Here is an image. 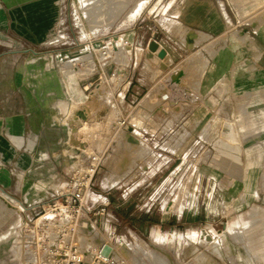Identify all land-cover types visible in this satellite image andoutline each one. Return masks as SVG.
Listing matches in <instances>:
<instances>
[{
  "label": "rangeland",
  "instance_id": "rangeland-1",
  "mask_svg": "<svg viewBox=\"0 0 264 264\" xmlns=\"http://www.w3.org/2000/svg\"><path fill=\"white\" fill-rule=\"evenodd\" d=\"M148 1L142 8L145 4L153 5V0L150 4ZM134 3L135 0H57L55 21L41 38L38 34L32 33V37H28L26 33L16 31L11 32L15 36H10V40L6 39V36L5 39L0 38V139L5 142V147H0L1 183L7 182L11 167L7 150L9 132L16 133L13 134L15 137H11V147H45L47 152L43 150V158L48 162L45 175H40L39 171L29 173L28 169L37 167L40 163V152L35 151L30 158L36 159L37 162L23 168L17 166L15 175H12V182L26 184L33 190L45 189L46 197L51 198L66 179L64 167L70 163L67 159L69 146L85 142L98 148L94 136L100 132L110 134L114 131L113 104L110 106V119L107 122L98 121L95 113H86V119L83 120L86 124L83 126L80 122L75 123L77 128L72 124L73 129L62 120V114L65 116L67 111L62 114L59 111L62 109L59 103L62 102L72 105L78 101V107L83 103L85 97L81 91V83L88 77L93 66L99 65L98 60L101 61L102 52L108 51L110 38L115 42L112 49L117 52L109 54L115 57L117 67L123 66V62L127 63L132 56L131 66L150 70L151 77L163 73L155 59L147 58L150 51L148 46L145 50L136 52L134 47L123 49L122 45L117 48L122 44L118 38H123V32L130 29L128 26L131 20L142 10L141 8L137 14L134 13ZM184 60L190 64L189 58H182L177 68L185 70ZM96 61L97 63L91 65ZM112 67L108 66L107 69ZM174 72L167 71L165 77L162 76L163 82L169 85ZM194 74L182 75L180 82L179 79L175 81L179 82L178 84L174 82L169 85L176 89L174 93L177 98L182 95L178 92V87L182 88L187 84L193 100L192 115L187 118L185 124L175 126L169 122L165 127H161L163 131H171V139L156 150L160 155L154 160L157 154H150L151 149L143 144L123 149L122 158L131 161V165L136 169L123 170L116 178H135L139 183L128 187L100 185V180L109 176L102 165L105 162L103 154L92 184L84 193L85 201L94 206L105 200L110 202L109 211L114 215L113 225L130 243L127 253L124 252L129 264H264V219L258 217V212L264 211V153L260 143L264 139L248 140L254 126L256 131H264V122L257 125L252 119L253 124L245 123L244 130H240L239 125L243 123L233 122L238 106L232 102V93L224 85L230 80H223V85L205 94L199 86L200 74ZM22 88L26 89L25 93L20 91ZM23 94L30 98L31 108L32 130L27 133L28 124L26 134H23L22 122L12 117V123H9V116L12 114L9 107H12L14 102L19 103V96L23 98ZM121 96L122 93L118 96V101L115 100L122 103ZM94 99L112 102L114 96L111 89L102 84ZM90 101H93V97ZM244 107L243 109H246ZM258 110L263 116L264 107ZM247 112L244 111V115ZM40 115L42 119L46 115L48 124L47 131L42 133V140L39 134L45 128L42 124L40 130ZM133 116L137 114L133 113ZM232 128L236 144L232 143L227 135L231 133ZM237 129L248 141L239 139L238 134L237 138L235 137ZM115 138L117 141L118 138ZM233 145L239 150L229 147ZM117 147L120 149V142ZM234 155L240 157V162L233 160L237 159ZM18 157L17 155L16 159ZM151 162L160 164L161 167L145 170ZM167 164H170V167H164ZM234 164H238L240 168L229 167ZM223 166L226 168L222 169ZM36 185L39 188L35 187ZM259 198L263 203L261 206L255 202ZM46 203L47 200L41 204ZM24 210L21 203L12 209L0 210L1 214L6 216L0 219V264H23L25 257L22 230L18 229V226L24 220ZM145 210L151 212L147 220L157 221L164 216L165 225L161 228V236L153 230L155 226H151L150 230V226L139 227L141 212ZM253 210L256 211L254 216L257 218H247L248 212ZM231 212H234L235 217L234 228L230 226L218 236L221 214ZM200 215H206L202 222L197 220ZM126 217L133 226L126 223ZM98 218L103 222L100 223ZM168 222L178 224L176 233L170 240ZM88 223L89 230L80 231L79 241L96 235L105 236L106 225L102 217H97L98 229L92 222ZM244 234L248 241L243 238Z\"/></svg>",
  "mask_w": 264,
  "mask_h": 264
},
{
  "label": "crops",
  "instance_id": "crops-1",
  "mask_svg": "<svg viewBox=\"0 0 264 264\" xmlns=\"http://www.w3.org/2000/svg\"><path fill=\"white\" fill-rule=\"evenodd\" d=\"M149 1L150 4L152 0ZM152 4L151 6L145 4L139 14L131 20V24L128 26L130 29L123 32V35L131 42L135 52L137 50H145V47L152 40L158 42L159 47L166 50V55L160 58L165 63V68L163 73L157 77H151L150 70L134 66L131 80L127 87L123 88V102L114 104V112L119 110L129 113L130 120L135 126L137 143L129 144L123 139L122 135L116 136L119 141H116L115 137L112 138L113 140L109 139L108 135L104 133L94 136L96 137V146L98 148H101V142L106 141L109 144L104 153L103 159L105 162L102 164L104 171H107L109 176L101 179L100 185L109 187L137 185L139 182H136L135 178H116L123 173V170L136 169L131 165V161L122 158L123 149L126 150L131 145L139 146L143 144L151 149L150 154H157L154 158L155 160L160 155L156 150L164 143L167 144V140L171 139L169 136L171 131H163L161 127H165L169 122L175 126L181 123L185 124L187 118L191 117L193 100L189 94L190 88L186 83L182 88L178 87V92L182 93V95H179L177 99L174 93L176 89L174 86L173 88L169 87L172 83L168 85L163 82V77H165L164 75L167 74V71H176L178 69L180 72L179 82L182 75L192 73L196 75L199 73V86L205 94L223 85V80H230L225 82L224 85L232 93V102L238 106L233 122L243 123L239 125L240 130H244L245 123L253 124L252 119L257 125L264 122V115L262 116L258 110L264 107V0H153ZM57 9V0H0V38L3 37L5 39L4 37L6 36V39L10 40V36H15L11 32L15 31L26 33L28 37H32V33L38 34L41 38L46 29L54 23ZM2 32L6 33V35L1 34ZM182 58H189L190 61V64H188L184 60L186 64H184L183 68L185 70L177 68ZM131 59L132 56H130L127 63L123 62V66H130L132 63ZM126 69L128 70L127 67ZM193 69L195 71L190 72ZM179 82H175V84ZM25 90V88L20 89L24 93ZM58 103L56 104L58 105ZM109 104L107 106L104 99L94 101V112L92 111V113L107 106L108 110L106 113L108 114L111 108V103ZM175 104L177 108H175ZM243 107L246 109H243ZM9 108H11L10 111L12 112L9 116V123H12V117L22 122L23 134H26V128L29 124L27 128V130L29 129L27 133H29L32 130L30 98L23 94V98L19 96V103L16 104L14 102L12 107ZM240 110L243 112L247 110L248 112L244 115ZM133 113H136L137 116H133ZM40 119V130L42 129V124L45 128L39 134L42 140V133L47 131L48 124L46 115L43 116V119L40 115ZM109 119L108 114L107 120ZM169 128L172 129L171 126ZM240 130L237 129L235 131V137L237 138L236 135L238 134L239 139H242V141L264 139V131H256L255 126L254 130L250 132L248 140H245ZM9 134L10 140L8 141L9 147L7 150L11 167L7 182H0V190L3 189L17 202L21 203L27 213H33L39 209L41 203L49 199L46 197L47 191L45 189L43 191L42 188L33 190L31 186L27 187L26 184H21L17 181L12 182V175H15L17 166L23 168V166L27 167L30 163L35 164L37 162L36 159L30 158V155L35 151L40 152V163L37 167L28 169V172L39 171L40 175H45L48 169V162L44 161L46 158H43V150L47 152V149L42 146L38 148L23 147L22 149L11 147V137L16 133L9 132ZM227 135L229 140L236 144L233 128L231 133ZM225 139L227 140L226 136ZM118 142H120V149L117 147ZM4 143L0 139V147L4 148ZM185 143L186 141L184 145ZM260 143L261 149H263L262 153H264V141H260ZM229 147L236 151L239 150L234 145ZM227 154L230 153L227 152ZM17 155L19 157L16 159ZM234 156H237V159L233 158V160L240 162V157L238 155ZM238 164L229 167L231 169H239ZM157 165L151 162L144 169L156 170L161 167L160 164ZM169 165L167 164L164 167L168 168L170 167ZM224 168L226 166L222 167V169ZM255 202H257L258 206L263 204L260 198L255 200ZM141 213V220L144 218L148 219L151 216L149 210ZM248 213L249 216L247 218H257L254 216L255 210ZM233 214L234 212L221 214V229L217 233L218 236L230 226H232L230 228H234L233 220L235 217ZM258 214V217L264 219V211L258 212ZM1 217L5 218L6 216L0 212V219ZM163 217L150 225H145L143 224L145 222H141L139 227L148 228L150 226V230L152 229L151 226H155L153 230L161 236V228L165 225ZM203 217H206V215L198 216L197 220L202 222ZM98 221L100 223L103 222L99 218ZM126 223L133 226L129 218H127ZM177 226L178 224L174 222H168L169 240L170 237L175 235ZM131 232L133 231L131 230ZM243 238L248 241L247 236ZM173 242V245H175V241Z\"/></svg>",
  "mask_w": 264,
  "mask_h": 264
},
{
  "label": "built area",
  "instance_id": "built-area-1",
  "mask_svg": "<svg viewBox=\"0 0 264 264\" xmlns=\"http://www.w3.org/2000/svg\"><path fill=\"white\" fill-rule=\"evenodd\" d=\"M118 39L122 44L117 48L122 45L123 49L133 47L124 35L123 38ZM109 41L108 51L102 52L103 63L100 64L101 61L98 60L99 65L93 66L88 77L81 83L85 100L79 104L80 107L76 112L92 114L94 103L90 100L96 96L102 84L107 85L114 96L112 102L105 99L107 106L110 105L109 103L113 106L120 103L117 102L120 93L123 99V88L129 84L134 67L131 65L117 67L115 57L109 54V52H117L112 49L114 40L110 38ZM95 63L97 61L91 65ZM108 66L113 67L107 70ZM107 106L95 110L98 121L104 123L108 121ZM113 125L114 131L106 134L109 139L113 140L115 136L122 135L126 142H134L135 126L130 120L129 113L115 110ZM101 134L102 132L97 136ZM108 145V142L104 141L100 143L101 148L90 146L85 142L69 146L67 159L70 163L66 168L64 167L66 179L63 185L56 189L55 194L46 204H40L39 210L33 213L25 212L24 220L18 226V229L22 230V248L25 257L23 264H129L124 252L127 253L130 243L113 225L114 215L109 211L110 202L105 200L94 206L85 201L84 193L91 186ZM97 217H102L104 220L105 236L96 235V237L84 238L83 242L79 241L78 235L80 231L88 229V222H92L98 229Z\"/></svg>",
  "mask_w": 264,
  "mask_h": 264
},
{
  "label": "bare ground",
  "instance_id": "bare-ground-1",
  "mask_svg": "<svg viewBox=\"0 0 264 264\" xmlns=\"http://www.w3.org/2000/svg\"><path fill=\"white\" fill-rule=\"evenodd\" d=\"M147 0H135V3H134V13H136L137 14V12H139L140 11V9L142 8V6H143V4L146 2ZM87 3V2H86ZM85 3V4H86ZM133 11H132V13H133ZM133 13V14H134ZM132 14V15H133ZM149 51V50H148ZM154 55V56H153ZM147 58H149V59H155L156 61H157V65H158V68L160 69V70H163L164 68H165V63L163 62V60L162 59H160V58H158L157 56H156V53L155 52H152V51H149L148 53H147ZM179 75H180V72L179 71H175L172 75H171V78H170V80H171V82L170 83H174V81H176V80H178V78H179ZM169 80V81H170ZM95 98V97H94ZM93 98V103H94V101H96V99H94ZM76 103H79L78 101H76L75 103H73L72 105H68L67 103H65V102H62V103H59V105H60V107L62 108L61 110H59V111H61L60 113L62 114V113H64L65 111H67V114L65 115V116H63V114H62V120L65 122L66 121V123H67V125L69 124L70 126L73 124V126L75 125V123L76 124H78L79 122H80V124L81 125H85L86 124V122H83V120H85L86 118V113H84L83 111H78V112H76V110H77V108H78V106L76 105ZM58 109H60V108H58ZM57 113H59V112H57ZM60 115V114H59ZM59 117V116H58ZM79 117V118H78ZM82 117V118H81ZM61 118V117H60ZM79 124V125H80ZM75 127H76V125H75ZM74 127H72L71 126V129H73ZM77 128V127H76ZM72 131V130H71ZM134 139V142H132V143H137L138 142V140H136L135 138H133ZM130 144V143H129ZM35 187H38L37 185L35 186ZM39 188V187H38ZM0 210L1 209H3V208H13V207H15V205H18L19 206V202L17 203V201L12 197V196H10L9 194H7V193H5V192H3V191H1L0 190ZM88 225V224H87ZM10 228V227H9ZM225 229V228H224ZM235 234V233H234ZM9 235H11V234H9ZM13 235V234H12ZM78 236H80V235H78ZM3 237H4V235H3ZM8 237V236H7ZM16 237V236H15ZM208 237V236H207ZM20 238V237H19ZM12 239V238H11ZM6 240V239H5ZM10 241V240H9ZM11 242V241H10ZM18 242V241H17ZM83 242V241H82ZM1 243V242H0ZM16 245H17V243H16ZM0 248H2V247H0ZM4 248V247H3ZM16 250V249H15ZM3 253V252H2ZM2 255V254H1ZM19 255V254H18ZM124 255H125V253H124ZM14 257H15V255H14ZM21 264V263H20Z\"/></svg>",
  "mask_w": 264,
  "mask_h": 264
},
{
  "label": "water",
  "instance_id": "water-1",
  "mask_svg": "<svg viewBox=\"0 0 264 264\" xmlns=\"http://www.w3.org/2000/svg\"><path fill=\"white\" fill-rule=\"evenodd\" d=\"M148 48H149L150 51L156 52L157 53V56L159 58H163L166 55V50L164 48H160L158 42H156L154 40H152L151 42H149ZM1 191L5 192L3 189H1Z\"/></svg>",
  "mask_w": 264,
  "mask_h": 264
},
{
  "label": "trees",
  "instance_id": "trees-1",
  "mask_svg": "<svg viewBox=\"0 0 264 264\" xmlns=\"http://www.w3.org/2000/svg\"><path fill=\"white\" fill-rule=\"evenodd\" d=\"M140 221L141 222H150V223H152V222H155L156 220H147V218H144V219H142Z\"/></svg>",
  "mask_w": 264,
  "mask_h": 264
}]
</instances>
